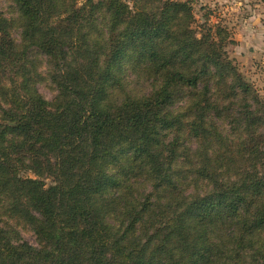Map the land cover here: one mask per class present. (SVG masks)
<instances>
[{
  "label": "trees",
  "instance_id": "obj_1",
  "mask_svg": "<svg viewBox=\"0 0 264 264\" xmlns=\"http://www.w3.org/2000/svg\"><path fill=\"white\" fill-rule=\"evenodd\" d=\"M8 1L0 264H264V101L230 34L189 2Z\"/></svg>",
  "mask_w": 264,
  "mask_h": 264
},
{
  "label": "rangeland",
  "instance_id": "obj_2",
  "mask_svg": "<svg viewBox=\"0 0 264 264\" xmlns=\"http://www.w3.org/2000/svg\"><path fill=\"white\" fill-rule=\"evenodd\" d=\"M193 5L198 30L200 26L220 27L230 34L226 45L227 58L234 62L244 79L252 86L258 98L264 101V2L262 0H175ZM11 3L0 0V10L10 14ZM40 72L47 78L39 85L41 94L49 101L56 95L55 87L48 78L50 67L47 59L39 56ZM2 71V70H1ZM9 76V74H7ZM0 73V84L8 78ZM130 88L140 93H149L150 82L129 80ZM24 239L36 245L32 232L22 229Z\"/></svg>",
  "mask_w": 264,
  "mask_h": 264
}]
</instances>
